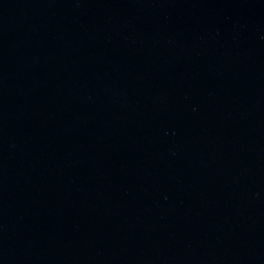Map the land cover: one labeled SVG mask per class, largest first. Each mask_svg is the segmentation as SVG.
Instances as JSON below:
<instances>
[{
	"label": "water",
	"instance_id": "water-1",
	"mask_svg": "<svg viewBox=\"0 0 264 264\" xmlns=\"http://www.w3.org/2000/svg\"><path fill=\"white\" fill-rule=\"evenodd\" d=\"M0 264H264V0H0Z\"/></svg>",
	"mask_w": 264,
	"mask_h": 264
}]
</instances>
